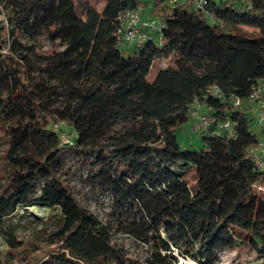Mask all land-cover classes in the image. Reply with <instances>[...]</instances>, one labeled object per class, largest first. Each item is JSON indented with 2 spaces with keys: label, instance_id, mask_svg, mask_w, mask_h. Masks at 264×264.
<instances>
[{
  "label": "trees",
  "instance_id": "trees-1",
  "mask_svg": "<svg viewBox=\"0 0 264 264\" xmlns=\"http://www.w3.org/2000/svg\"><path fill=\"white\" fill-rule=\"evenodd\" d=\"M141 8L163 23L161 36L123 51L114 36L119 16ZM0 9L11 12L0 19V133L8 138L0 225L17 208L58 209L50 235L58 247L40 264H125L108 228L66 183L69 153L89 181L112 192L120 231L148 248L150 264H219L240 244L264 264V170L249 155L264 125L252 132L254 119L233 102L250 104L257 87L264 100V0H209L215 24L191 3L172 9L167 0H104L101 10L89 0H0ZM167 54L174 65L149 82ZM196 103L216 123L198 133L201 149L185 150L177 132L190 127ZM55 121L74 128L72 145L50 128ZM225 121L236 124L232 131L220 127ZM2 233L10 249L22 246L15 232Z\"/></svg>",
  "mask_w": 264,
  "mask_h": 264
},
{
  "label": "rangeland",
  "instance_id": "rangeland-1",
  "mask_svg": "<svg viewBox=\"0 0 264 264\" xmlns=\"http://www.w3.org/2000/svg\"><path fill=\"white\" fill-rule=\"evenodd\" d=\"M97 10H101L104 6V0H89ZM146 8H141L143 11ZM143 13H146L143 11ZM11 15L10 11L0 9V19L7 20ZM148 17L159 18L152 14H147ZM242 30L248 36H256L259 31L248 27H243ZM41 52H49L51 46L45 38L37 41ZM122 50V49H121ZM123 51H125L123 49ZM104 46L100 44L94 55L98 58L104 54ZM174 65V56L167 54L155 61L147 75V80L153 82L159 72V69H165ZM240 110L243 111L249 119H254L251 123V131L258 134L261 129V124L256 119L255 105L244 103ZM50 128L55 131L60 130L63 134L71 138L77 139V133L69 123L51 122ZM178 140L181 147L185 150H199L202 148L200 135L192 131L189 125L183 127L182 131L177 132ZM8 138L6 134L0 133V187L5 184V175L8 170L5 169L4 153L8 146ZM64 172L66 183L72 189L77 201L94 216L99 222L110 231L111 241L115 248L124 254L125 264H150L148 262V248L141 242L123 234L116 222V217L112 213L113 195L110 190L103 189L99 185L94 184L88 179V171L83 166L81 158L75 153H69L63 158ZM175 170L185 171L183 165H174ZM186 178L189 183L194 186L197 182L195 171L191 170L187 173ZM258 185L261 187V194L264 195V181H260ZM61 216L58 209H48L46 207H29L26 210L17 208L14 213L4 220L3 226L0 225V256L7 261V264H40V262L56 251V245L51 243L50 236L53 231L58 228ZM13 231L22 241V246L13 250L10 249L3 237V231ZM219 264H260L258 260L246 244H240L236 249L224 251L219 256ZM183 258L179 259L182 263ZM184 260V259H183ZM186 264H193L189 260H184Z\"/></svg>",
  "mask_w": 264,
  "mask_h": 264
},
{
  "label": "built area",
  "instance_id": "built-area-1",
  "mask_svg": "<svg viewBox=\"0 0 264 264\" xmlns=\"http://www.w3.org/2000/svg\"><path fill=\"white\" fill-rule=\"evenodd\" d=\"M187 2L191 3L197 11L205 14L211 24L216 23V19L207 11L209 0H167L168 6L172 9ZM163 28V23L160 21L157 22L156 19L148 17V15L143 13L141 9L127 10L119 16V25L114 32V36L118 47L122 50L129 51L133 47L150 40L154 34L161 36ZM209 92L212 95L225 100L218 88H211L209 89ZM262 94L263 90L261 87L255 88L249 96L248 102L255 105L256 118L260 124L264 125V100L262 99ZM233 102L235 106L243 105V101L239 98L233 99ZM204 108L205 106L203 104L196 103L193 104L189 110L191 118L190 128L195 133L205 132L216 123L213 117L203 112ZM234 126H236V124L230 121H225L220 124L222 129L229 131H232ZM60 138L62 144L72 145L71 138L65 134L61 133ZM262 152H264V136L256 147L249 150V155L259 170H264Z\"/></svg>",
  "mask_w": 264,
  "mask_h": 264
},
{
  "label": "bare ground",
  "instance_id": "bare-ground-1",
  "mask_svg": "<svg viewBox=\"0 0 264 264\" xmlns=\"http://www.w3.org/2000/svg\"><path fill=\"white\" fill-rule=\"evenodd\" d=\"M181 261H182V263H181V264H186V263H185V261H184L183 259H182Z\"/></svg>",
  "mask_w": 264,
  "mask_h": 264
},
{
  "label": "crops",
  "instance_id": "crops-1",
  "mask_svg": "<svg viewBox=\"0 0 264 264\" xmlns=\"http://www.w3.org/2000/svg\"><path fill=\"white\" fill-rule=\"evenodd\" d=\"M261 154H262V156H263V159H264V152H262Z\"/></svg>",
  "mask_w": 264,
  "mask_h": 264
}]
</instances>
